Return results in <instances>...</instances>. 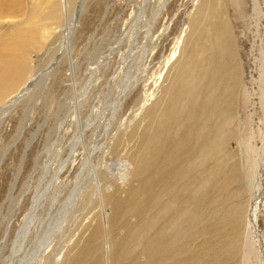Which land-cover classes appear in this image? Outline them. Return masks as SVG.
<instances>
[{"label": "rangeland", "instance_id": "1", "mask_svg": "<svg viewBox=\"0 0 264 264\" xmlns=\"http://www.w3.org/2000/svg\"><path fill=\"white\" fill-rule=\"evenodd\" d=\"M207 1L167 0L161 7V0H18L13 9L0 6V66L7 67L8 79L20 66L27 72L14 90L46 73L0 111V264L19 263L24 252L13 257L14 240L39 191L47 190L38 211L45 231L38 239L42 248L54 244L40 264H146L151 234L169 235L172 244L183 245L173 255L175 264H244L237 262L243 238L246 261L257 264V250L246 253L252 185L249 189L240 152L249 137L257 148L262 145L256 57L264 21L257 24L252 0H212L216 17ZM75 11L80 13L66 42L62 20ZM197 44L205 53L194 55ZM192 56L197 79L189 83L185 76L192 77L191 69H181ZM125 87L127 97L113 114ZM12 90H6L4 103ZM195 99L199 110L190 107ZM104 112L98 141L90 146L97 116ZM180 121L195 137L192 142L183 135V162L163 183L169 165L160 163L162 150L178 139ZM87 125L85 145L102 144L92 165L80 172L87 150L79 143L67 168L53 178L77 128ZM124 159L125 181L116 170ZM107 165L96 178L98 194L93 169ZM73 195L76 204L56 231L58 212L73 203ZM256 210L264 239V191ZM39 229L38 219L26 247L36 246Z\"/></svg>", "mask_w": 264, "mask_h": 264}, {"label": "bare ground", "instance_id": "2", "mask_svg": "<svg viewBox=\"0 0 264 264\" xmlns=\"http://www.w3.org/2000/svg\"><path fill=\"white\" fill-rule=\"evenodd\" d=\"M143 1H148V0H143ZM166 1L167 0H161V2H162L161 3V7L166 5ZM210 3H212V0H208L207 1L206 8L209 9V12L212 14V16L216 17L215 10H214L212 4H210ZM1 5H2V10L6 9V8L13 9L14 6L15 7L18 6V0H16V2L14 0H0V6ZM141 7L143 8V6H141ZM252 9L254 10V12L256 14V22H257V24L261 26V21H264V0H252ZM78 12H76L75 14L73 13L74 14V15L72 14L73 17L69 18L68 20H66L65 19L66 17L64 18L63 16H59V18H58V19L64 18L62 20V23L64 22L63 25H62V28L64 27V29L62 30V33L64 34V38H62V40H65L66 42L68 40L69 34L71 33V30L74 29V25H75V22H76V17L78 16V14H77ZM66 16H67V14H66ZM154 17H156V16H154ZM65 20H66V23H65ZM64 45L62 47H59L58 53L56 54L54 60L51 62L52 64L47 67V71L48 72L50 71V69L54 65V63H56L58 61V59L60 58V56L64 53L63 52ZM200 46H201V48H200ZM200 46L197 44L196 48L194 49V55L195 54L201 55V53L203 51L205 53V50L202 49V45H200ZM18 48H19V46H18ZM192 58H196V57L192 56L190 58V60L181 69L182 73H183V71H185V69H191L190 73L192 74V77H189L190 74L185 76L186 80H188L189 83L196 82V79H197L196 78V76H197V68H193L191 66L195 67L198 62H197V60H193ZM256 60H257V62L259 64V66H258V70H259L258 71V77L256 78V82H257V85H258L257 92L260 94L259 95L260 96L259 98H260V101H261V106L260 107L262 108L263 118H264V37H262L260 39V52H259V56L256 57ZM10 69L11 68H9V74H10ZM6 72H7V67L6 66L4 67L3 65H1L0 66V111L1 112H5L8 109L9 106H13L12 104L14 102H17L19 99L23 98L25 96V94H23V93H25V92L27 93L30 90V88H32L34 86L33 84L36 83L37 78L39 79V75L43 76L42 74H46L45 72H43L41 74H35V75H33V77L31 76L32 78L30 77L31 78L30 81L28 80L23 85L21 84L22 86L18 87V88H21V90L19 92H17V91L14 90L15 86L16 85H20V83H22L25 80V77H27V72L25 71L24 65L20 66L17 69V74L14 77L10 78V79H8ZM47 76H48V74H47ZM44 78H46V77H44ZM182 78H183V76H182ZM235 80H236V78H235ZM91 82H93V81H91ZM94 83L95 82H93V84ZM195 84H197V83H195ZM94 87H92V88H94ZM200 87H201V85H200ZM8 88H11V90L12 89L13 90L9 93L10 96L9 97L7 96L8 98L6 99V102L4 103V94H5V92H6V90ZM89 88L85 87V90L88 89V91H89L90 90ZM185 89H187V88H185ZM188 89L190 91H196V87L193 86V85L188 86ZM200 89H202V88H200ZM88 91L86 90L85 92L86 93H91V91L90 92H88ZM9 94H7V95H9ZM127 94H128V89L125 87V89L123 91H121L120 95L118 96V100H116L117 102H115L116 104L114 103L115 104L114 105L115 108H113L114 109V113L113 114H115L120 109V104H121L122 98L123 97H127L126 96ZM82 96H83V94H82ZM199 101H200L199 99L193 100L191 102V104H190V107L199 110L202 107V105L199 104L200 103ZM203 108H204V106H203ZM79 110H81V109H79ZM79 110H76V111H79ZM71 113H72V111H71ZM187 116H189V115H187ZM198 116H199V114L197 112H195V115H194L193 118L197 119ZM167 117H169V116H167ZM97 118H98V120H97L98 123L96 125V128H94V134L92 136L90 146L95 145L97 143V141H98L99 131H100V128L102 127L103 122L105 120V112L102 113V115H101V113L98 114ZM79 120L80 119H79V116H78L77 117V122L78 123H79ZM109 120H111V119L109 118ZM179 124H180L181 133H180L178 139L175 142H173V141L169 142L166 145L167 146L166 149L162 150V156H161V159H160L161 160L160 163L164 162L167 165H169V166L166 167V169L164 171L162 170V168H160V170L163 171V173L161 175L160 182H163V183H165L167 179L169 180L173 176L174 172L179 167L180 163L183 162L181 154L183 153V150H184V148H186L187 144H186V140L182 139V138H183V135L187 134V130H186L185 126H184L183 121H180ZM201 124H202V122H201ZM62 125H63V123H62ZM88 126L89 125H87L86 128L85 127L84 128L83 127L80 128L78 126H77L78 128L76 127L77 130H76V132L74 134V137L70 141L71 151H70L68 157L61 158V160L59 161V167L56 169L55 173L53 174L54 177L52 176L53 178H57L67 168L68 164L71 161V158L73 157L72 154L76 151L77 145L79 143H83L84 144V148H86V150H87L85 152L86 154H84L83 168H82V170L80 172L84 171L88 165H92L93 154L99 149V147L102 146V144H100L101 146L98 144L96 146V148L93 147L92 149L88 148L89 145H88V147L85 145V142L83 140V135H84L85 131L87 130ZM260 133H261V140H262V141L260 140L262 142L261 147L257 148V145L252 144L253 143L252 140L254 138L253 137H249L248 139H244V140L241 141V152H240V155H241V159H242V166H243V168H244V170L246 172V175H247V180H248L247 182L249 184V189L251 188V185H252L251 196H250V200H249L250 203H248L249 208H247L248 212L246 211V214H247V221H246L247 226H246V229L249 230V233H250V236H251L252 240L250 239L251 241H249V242L245 241V246H246V249H247L246 253L248 251L249 256H250L253 252H255V250H257V252H256L257 261L256 262H257V264H264V253H263V247H262V246H264V239L261 237V235L259 233V229L257 230V224L255 223V220H256V217H257L256 216V212H257L256 209H257L259 201L261 199V194L264 191V130L262 132H260ZM252 134H253V132H251V135ZM187 135L190 138V140L188 139L189 141H191L195 137L194 136L195 135L194 131H192V130L188 131ZM259 136H260V134H259ZM198 137H199V135H198ZM209 141H210V139H209ZM192 142H193V140H192ZM203 146H204V144H203ZM217 146H218V144H217ZM192 149H194V148H192ZM196 150H197V148H196ZM204 150H205V148H204ZM0 161H1V159H0ZM248 162H249V164H248ZM254 162L257 163L256 169H253L254 168ZM121 165H123V166L121 167ZM121 165H120V168L116 169L117 172L119 173L118 180L125 181V178L127 179L128 176H125L127 174L126 173H122V172H128L129 171V167H128V164L126 163L125 159H124V161H121ZM109 166L110 165H107V168H105V169H103L102 167H97V166L94 167L93 166L94 167L93 173L95 174V179L96 178L98 179L99 176L103 172H106L107 170H109L110 169ZM111 172H112L113 176H115V171L112 170ZM50 180L52 181V179H50ZM123 181H122V183H123ZM51 184L52 183L50 182V185ZM97 184L99 186V189L97 191L98 194H99L100 191H101V187H100L101 186V182L98 181ZM46 192L39 191V193L37 195V198L35 199L33 205L31 206L29 214L24 219L22 225L20 226V228L18 230L16 238L14 240L13 247H12V249H13V251H12L13 257H16L22 251L24 252V255L21 257V259H20L18 264H40V260L46 255L45 253L47 252V250H45V249L46 248L48 249V247H51L52 244H54L53 243L54 241L50 242L44 248L41 247V243L39 244V240L43 237V232L45 231V228L43 226V224H45V217L44 216H42V217L40 216L41 217L40 218L39 215H38V211H39V209L41 207V202H42ZM76 193L78 194L77 188H75V191H74V194H76ZM258 194H260L259 195L260 197H259L258 200H256ZM72 201H73V203L71 202V200H69L70 204L68 206H65V204H64V208L62 209V211L58 212L59 213V221H58L57 227L55 228L56 231L59 230V227L61 228V226H59V225L64 223V221L66 219L65 218L66 217V212L67 211L70 212L74 208L73 204L74 205L76 204L75 203L76 202V198H74V195H73ZM66 202H67V200H66ZM70 218H71V216H70ZM38 219H39V228L40 229L38 231V234L36 235V237H37V239H36L37 243L35 244L36 246L35 247L34 246L33 247H26V242H27L28 237H29V235L31 233V228L37 222ZM69 222L70 221H68V223H67V221H66L65 225L69 224ZM65 225H64V227H65ZM149 227H150V229L152 231L155 229V225L149 224ZM178 227H179L178 229L180 230V225H178ZM41 234H42V236H40ZM55 234H57V233H55ZM55 234L54 233H52V234L50 233V237L51 236L54 237ZM39 237H40V239H38ZM182 247H183V245H181V244H178V245L172 244V242H170L169 235H164L160 239H157L155 234H151L149 239H148L147 245H146V251L148 253V259L146 261V264H175L173 255H176L178 253V251L180 250V248H182ZM237 248H238V255L237 256L240 258V261H237V262L238 263H242L243 260H244V264H248L250 258L247 257L248 254H247V256L245 254L244 238L240 241V247L237 246ZM239 258H238V260H239ZM246 259L248 260V262L246 261ZM10 264H15V262H12ZM176 264H179V260L176 261Z\"/></svg>", "mask_w": 264, "mask_h": 264}, {"label": "water", "instance_id": "3", "mask_svg": "<svg viewBox=\"0 0 264 264\" xmlns=\"http://www.w3.org/2000/svg\"><path fill=\"white\" fill-rule=\"evenodd\" d=\"M259 195H260V194H258V195H257V198H256V200H258V199H259V197H260ZM257 230H258V226H257ZM262 244H263V243H262ZM262 244H261V245H262ZM262 247H263V253H264V246H262Z\"/></svg>", "mask_w": 264, "mask_h": 264}]
</instances>
